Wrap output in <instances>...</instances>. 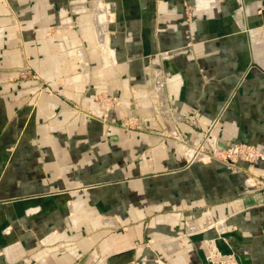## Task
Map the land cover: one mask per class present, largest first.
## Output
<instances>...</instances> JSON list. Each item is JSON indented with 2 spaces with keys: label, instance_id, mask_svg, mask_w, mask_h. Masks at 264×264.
I'll use <instances>...</instances> for the list:
<instances>
[{
  "label": "crops",
  "instance_id": "0c3cea01",
  "mask_svg": "<svg viewBox=\"0 0 264 264\" xmlns=\"http://www.w3.org/2000/svg\"><path fill=\"white\" fill-rule=\"evenodd\" d=\"M164 130L264 155V0H0V264H206L209 238L264 264V160L189 163Z\"/></svg>",
  "mask_w": 264,
  "mask_h": 264
},
{
  "label": "rangeland",
  "instance_id": "374dc122",
  "mask_svg": "<svg viewBox=\"0 0 264 264\" xmlns=\"http://www.w3.org/2000/svg\"><path fill=\"white\" fill-rule=\"evenodd\" d=\"M21 70L27 71V73L25 75H21L20 74ZM33 75H37V76L40 75V77L43 78L42 81L36 80L35 78H33ZM16 77H19V78L20 77H30L31 79L35 80V84H34L35 88H36V85L38 83L43 82V88H47L48 90L50 89L49 81H47L38 71H34V70H31V69H28V68L20 69ZM100 95L103 96V103H102L103 106H102V109H99V110L105 111L107 109L106 113H103V112L99 113V112L95 111V113H88V114L84 113V114L87 117H89V118L98 119L101 122L105 123L108 120V115H109L110 110L113 109L116 105L119 104V100L116 97L108 95L107 93H100ZM71 109L74 110V107H71ZM169 111L173 112V114H172L173 116H176V117L177 116H179V117L182 116V117H184V115L175 112L171 108L169 109ZM160 114L162 116L166 117V118H169V119L173 120L170 114L168 116L166 114H163V113H160ZM122 123L125 126L124 128H128L129 130H130V128H133L132 125H131V123L133 124V121H131V118L127 117V118L123 119ZM134 128H135V126H134ZM162 133L164 135H166V136H170V138L176 144H178L179 147H180V144H179L180 142H177L176 139H175V136L178 135V133L176 131L175 132H170V131L164 130V131H162ZM232 142H235V141H232ZM245 144H246V147H244L245 150L244 151H237V152H235V155L240 154V157H242L243 154L248 155V153L251 152L253 156L249 157L248 159H244V157L243 158H238V160L236 161V165L238 166V168L234 167L232 165H228L225 162H223L222 158L225 156V153H224V151H221V150L218 151V156H217L218 158H216V159L205 158V159H203V161H194V160L191 159V160H188V162L189 163H209V162L215 161V162H219V163H222L224 165H227L228 167H231V168L240 169V168L243 167L244 164L254 165V164L259 163L260 161L264 160V155H263L262 151L258 147H256L252 143H250L248 140L245 142ZM189 148L193 149V147H191V146H189ZM256 154H257V156L260 155L261 157H259L258 159H254L253 157ZM254 183H257L258 185H261L263 187L264 186V178L255 179ZM254 185L255 184H253V186ZM262 202H264V201H262ZM104 217H106V216H104ZM189 225H191V226L195 225V226H193V228L195 230H197L198 232H201V231L203 232V231H206V230H209V229H215L218 232L219 235L221 234V230L220 229L222 228V226H224L219 221H214L213 219H211V217H206V219H204V221L201 222L200 225L196 224L195 222H185L183 232L180 233V235H178L175 238H172L171 236L170 237H165V238H160V239L150 238V239H148L147 242L141 243L140 246H144V247L150 248L152 251H155V253H156L157 252L156 250H161L163 248V246H166V244L171 243V244L174 245V243L176 241L178 243H181V242L178 241V240H180L179 236L182 238V236H188V235L193 234ZM108 228H115V227H108ZM176 238H177V240H170V239H176ZM63 244H65V243L63 242ZM71 246H70V249H71ZM205 247H206V264H239V261L237 259V256L235 255V253H233L231 251H222L219 248L215 238L206 239L205 240ZM61 248H65V245H62L60 247V249ZM211 253L215 254L214 257L208 258L209 255L211 257ZM93 259H94L93 264H111L106 256L102 257V258L99 257V258H93Z\"/></svg>",
  "mask_w": 264,
  "mask_h": 264
},
{
  "label": "built area",
  "instance_id": "2783aa9c",
  "mask_svg": "<svg viewBox=\"0 0 264 264\" xmlns=\"http://www.w3.org/2000/svg\"><path fill=\"white\" fill-rule=\"evenodd\" d=\"M93 10H95V13L98 14V12L102 14V11L100 8H93ZM100 14V15H101ZM107 16V14H104V16L102 18H99L97 20V23H96V28H97V31L100 32L98 34L104 36L105 33L103 31V27L104 25L107 23V18L105 17ZM27 73V71H24V70H21L20 74L21 75H25ZM33 78H35L36 80L38 81H42V77L37 76V75H33ZM36 89L39 91V92H49V90L47 88H43V82H40L36 85ZM94 103L95 105L97 106L98 108V111L96 112H99V113H106L107 109L105 111L103 110H99V109H102V106H103V96H101L100 94L99 95H96L94 96ZM160 103V113H163V114H166L167 116L170 114L172 119L175 121V122H179V121H182L184 120V117L182 116H173V112L172 111H169L170 108H168V105L166 104L165 100L164 99H161L159 101ZM169 111V112H168ZM87 113H95V111H88ZM175 139L177 140V142H180V149L183 151V153L185 154L186 158L188 160H194V161H197L196 157L197 156H203V158H208V159H216L218 158V151L221 150V151H224L225 153V156L222 158L223 162H225L226 164L228 165H232L234 167H237L238 166L236 165V161L238 160V158H243L244 159H248L249 157H252V153L249 152L248 155H245L243 154L242 157H240V154L238 155H235V152L237 151H244V147H246V144L245 142L247 141L246 139L242 140V141H235V142H229L225 145H217V144H213V145H210V144H207V141L204 140L202 141L201 143H196V144H192V145H188L184 140L183 138H181L179 135L175 136ZM189 146L193 147V149L189 148ZM186 150H190L191 151V155L188 156ZM257 154L253 157L254 159H258L259 157H261L260 155H258L257 157ZM247 157V158H246ZM201 161V160H200ZM214 253H211V257L210 255L208 256V258H212L214 257Z\"/></svg>",
  "mask_w": 264,
  "mask_h": 264
},
{
  "label": "bare ground",
  "instance_id": "6f19581e",
  "mask_svg": "<svg viewBox=\"0 0 264 264\" xmlns=\"http://www.w3.org/2000/svg\"><path fill=\"white\" fill-rule=\"evenodd\" d=\"M186 152L188 153V154H187L188 156L191 155V151H190V150H186ZM196 159H197V161H200V160L203 161L204 158H203L202 155H201V156L199 155V156L196 157ZM190 228H191V229H194V228L191 227V226H190Z\"/></svg>",
  "mask_w": 264,
  "mask_h": 264
}]
</instances>
